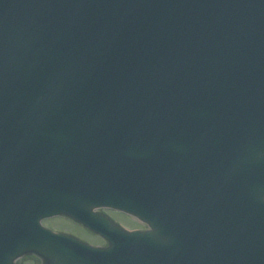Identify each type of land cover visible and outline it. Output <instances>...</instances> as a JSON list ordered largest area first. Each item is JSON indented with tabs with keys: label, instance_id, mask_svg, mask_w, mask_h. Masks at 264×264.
Segmentation results:
<instances>
[{
	"label": "water",
	"instance_id": "obj_1",
	"mask_svg": "<svg viewBox=\"0 0 264 264\" xmlns=\"http://www.w3.org/2000/svg\"><path fill=\"white\" fill-rule=\"evenodd\" d=\"M32 254L264 264V0H0V264Z\"/></svg>",
	"mask_w": 264,
	"mask_h": 264
},
{
	"label": "flooded vegetation",
	"instance_id": "obj_2",
	"mask_svg": "<svg viewBox=\"0 0 264 264\" xmlns=\"http://www.w3.org/2000/svg\"><path fill=\"white\" fill-rule=\"evenodd\" d=\"M97 210L109 215L117 223L122 224L120 222L122 220V218L114 210L108 209L107 207H100ZM65 218L66 217H55V218L50 219L49 220L51 222L50 225L52 226L54 224L55 228L54 227H50V226L49 227L51 229H53L54 231H56V232H67V233L75 234L76 232H75V230H73V228H70L69 226H64L63 222L59 220V219H65ZM67 219L70 220L69 218H67ZM56 220H58V221L55 222ZM70 221H71V224L74 223L72 220H70ZM56 225H58L59 227H56ZM140 229H144V228H140ZM95 236L99 238V236H97V235H95ZM103 244H106V242H103ZM19 262H20V264H41L42 263L40 261V259H38L37 257H33V256L32 257H24Z\"/></svg>",
	"mask_w": 264,
	"mask_h": 264
},
{
	"label": "rangeland",
	"instance_id": "obj_3",
	"mask_svg": "<svg viewBox=\"0 0 264 264\" xmlns=\"http://www.w3.org/2000/svg\"><path fill=\"white\" fill-rule=\"evenodd\" d=\"M122 220L120 221L124 226L126 227H140L142 226L139 222H137L134 218L126 215V214H120ZM60 221L63 222L64 226H69L70 228L75 229L77 232H79L78 234L82 237H86L88 238L90 241L92 242H96V243H100L99 240H97L95 237L91 236L92 234L85 228L72 223L71 221L68 220L67 218L65 219H59ZM58 220H56L55 222H57ZM46 225L50 226V227H54L55 225L53 224L52 226L50 225L51 222L49 220L44 222ZM56 227H59L58 225H56Z\"/></svg>",
	"mask_w": 264,
	"mask_h": 264
}]
</instances>
